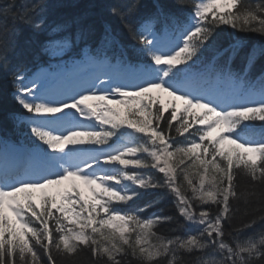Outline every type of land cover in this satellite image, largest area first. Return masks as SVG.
Segmentation results:
<instances>
[{"label": "snow or ice", "instance_id": "1", "mask_svg": "<svg viewBox=\"0 0 264 264\" xmlns=\"http://www.w3.org/2000/svg\"><path fill=\"white\" fill-rule=\"evenodd\" d=\"M177 4L183 7V0ZM106 8L119 30L106 21L95 50L121 49L109 65L114 71L53 102L9 58L18 25L43 28V0L0 5V71L10 78L12 100L29 114L18 120L38 142L39 161L0 169V264H58L84 251L96 264H264V229L241 238L264 223V192L257 191L264 187V130L257 133L252 123L264 122V69L252 76L264 48L244 52L238 38L226 47L217 39L221 26L264 38V0H190L183 18L160 3L142 11L139 0ZM122 34L142 60L126 59ZM87 38L81 28L75 43ZM73 43L49 39L41 48ZM90 59L107 63L106 56ZM198 62L203 73L192 71ZM149 191L171 195L183 235L155 230L171 216L141 215L157 201L133 207ZM241 200L244 215L253 205L261 214L237 226L233 202Z\"/></svg>", "mask_w": 264, "mask_h": 264}, {"label": "trees", "instance_id": "2", "mask_svg": "<svg viewBox=\"0 0 264 264\" xmlns=\"http://www.w3.org/2000/svg\"><path fill=\"white\" fill-rule=\"evenodd\" d=\"M29 1H32V0H29ZM51 1L52 2L61 1L62 5L68 4V2H66V0H64V1H62V0H51ZM81 1H82V3H81ZM81 1L79 0V3L74 7H68L71 10L70 13H66L68 16V18H67L68 24H70L72 26H74V24H78L82 28H84L85 25H87V26L93 25L94 27H96L95 30H97V33H98L99 30L101 29V25H100L101 21H105V22L108 21V22H111L113 24V26L115 28H117V30H119L118 22L114 18L110 17L108 12H107L106 6L110 3H107L106 0H86V2H83V0H81ZM162 1L168 3L170 5V7L173 9V11H177L179 9H182V7H179L178 5L176 6V3H174V0H162ZM5 2L7 3L8 0ZM114 2H117V0H113V3ZM63 9H66V8H63ZM60 10H62V9L55 10L53 12H49L45 8V11L43 14L48 15L50 13L49 15L52 16L51 17L52 19L47 20V22L55 21L56 20V11H57V13H60ZM18 27L20 29V34L16 38L17 41H20L21 43L25 42L27 40H30V39L41 41L42 34L40 33V31L33 30V32H34V34H33L31 27L27 24H20V25H18ZM223 27L224 26H221V28H223ZM33 35H35V36H33ZM258 37H259V35L255 36V34H253V33L234 32L232 29H228V31L225 30L223 32H217L218 43H220L222 45H226L227 43L232 42L234 38H238L239 40L248 41L249 46H250V44L252 43L251 41L256 40ZM120 39L125 43H127L129 41L127 36L123 35V34L120 36ZM21 50L24 54L25 52L23 51V49H21ZM9 58H10V61L12 64L15 63V60L17 59V58L13 59L14 56H12L11 54H10ZM261 61H262V59L257 61V62L260 63ZM258 74L259 73H253V75H255V76ZM8 80H7V77L5 76V74L2 71H0V116L3 117L2 120L0 119V126L3 128V130H6V131L10 130V128L8 126V124L10 125V122H8L9 116L6 117L5 113L12 110L13 109L12 107L14 104V102H13V104L11 105L10 102L8 101V89H9L8 88L9 87L8 86V83H9ZM15 108L17 111V106H15ZM152 172H154V171L152 170ZM153 176L157 179L161 178V176L158 174H153ZM178 183L181 184L184 189L187 188L186 184L183 183L182 176L179 178ZM239 184H240L241 190L246 189L248 187V182H247L246 177H244L242 175L239 179ZM257 191L258 192H264V187L258 186ZM188 194H190V192ZM144 195L151 196V191L145 193ZM234 202H237V201H234ZM234 202H233V204H234ZM255 207L256 206L253 205V208H255ZM155 208H158L159 212L161 211L162 215H167V216L173 217L172 222L162 223V224H159L157 226V228L155 230L159 234L169 236L168 233L174 232L177 227L181 228L183 220L178 216L174 201L170 200L169 195L161 192L158 207L156 206ZM253 208L248 209L249 215H247V216L244 215L245 207L243 206L242 209L239 208L240 211L238 212L237 217L233 221V223L235 225L239 226L241 221L246 222L248 219H251L253 215L259 216L261 213L258 210L253 212ZM45 259H46V257H45ZM58 264H96V262L91 258L90 254L87 251H84V252L80 253L78 256L72 258V260L59 261Z\"/></svg>", "mask_w": 264, "mask_h": 264}, {"label": "bare ground", "instance_id": "3", "mask_svg": "<svg viewBox=\"0 0 264 264\" xmlns=\"http://www.w3.org/2000/svg\"><path fill=\"white\" fill-rule=\"evenodd\" d=\"M5 1H7V0H0V5L6 3ZM185 1L186 0H183V2H185ZM29 2H32V1H29ZM43 2H44V5H45V8L49 12H53L55 10L62 9V10H60V13H57V11H56V20L55 21H50L48 23L46 21L44 22L46 24L43 26L42 32L44 34H48V33H50V29L52 27L56 26V25H64V27L67 26V24H68V22H67L68 16H67L66 13H70L71 12L70 8H68V7L76 6L79 3V0H66V2H68V4H64V5H62L61 1L52 2L51 0H43ZM83 2H86V0H83ZM106 2L107 3H113V0H106ZM81 3H82V1H81ZM139 3L141 5V10L142 11L150 10L154 3H160V4L164 5L166 11L170 10V11L173 12V9L170 7V5L168 3H166V2H163L162 0H139ZM174 3H176V6L178 5L177 4V0H174ZM63 8H66V9H63ZM43 16L45 18H51L52 17V16H49V15H43ZM39 18H40L39 16L36 17V19H39ZM104 23H105V21L101 22V24H104ZM77 25L78 24H76V27H77ZM224 27L223 28L220 27L217 30V32H223L225 30L228 31V29H231L228 26H224ZM81 28L82 27H80V29ZM83 29H87L88 32L93 37H95V34L97 32V30H95L96 27H94L93 25L92 26L85 25V27ZM31 30H32V33L34 34L32 27H31ZM33 36H35V35H33ZM63 36H64V32H63ZM255 36H257V35L255 34ZM240 41L243 44V51L244 52H247L248 50H250V46H249L248 41H245V40H240ZM251 42H254L256 44L260 43L259 44L260 46L258 47V49L259 48H264V38H262L260 36L256 40H252ZM42 44H43L42 41H37V40H33V39L27 40V41L22 42V43L20 41L16 40V53L15 54H11L12 56H14L13 59L17 58L15 60V63H13V65H19L20 68H28L31 71H36L38 69V67H39L38 61H39V59H41V57L38 56V53L42 51V48H41ZM226 46H227V44L225 45V47ZM254 47L256 48L257 45H255ZM21 49H23V51L25 52L24 54H23ZM45 53L47 54V52H45ZM261 59H262V61L260 63H258L257 61H259ZM241 65H242V60H241L240 57H239L238 61H235V60L233 61V66L236 67L237 69H239L241 67ZM261 69H264V55H260L257 58L254 66H253V73H259V71ZM8 79H9V77H7V80ZM8 86H9L8 87L9 88L8 89V101L12 105L13 104V100H12L11 95H10L11 89H10V84L9 83H8ZM12 108H13L12 110H10V111L5 113L6 117L7 116H11V115H13L15 113L16 108H15L14 104H13ZM0 119L2 120L3 117H1ZM160 194H161L160 191H151V196L143 195L141 198L138 199V202L143 207V205L148 203L149 201H157L155 206L158 207V204H159V201H160ZM233 206L242 209V207L244 206L243 200L240 201V202L239 201L238 202H234ZM153 213L162 214L161 211L159 212L158 208L155 209V208L151 207L149 212L142 213L141 215L145 216V217H148V216H151ZM182 224H183V221H182ZM261 229H264V223L258 222V223H256L253 226V228L245 229L243 231V233H242L241 238L246 237V236H250L253 233L259 232ZM185 232H186V229L184 227H181V228L177 227L174 232L168 233V234H169V236L183 235Z\"/></svg>", "mask_w": 264, "mask_h": 264}, {"label": "rangeland", "instance_id": "4", "mask_svg": "<svg viewBox=\"0 0 264 264\" xmlns=\"http://www.w3.org/2000/svg\"><path fill=\"white\" fill-rule=\"evenodd\" d=\"M62 1H64V0H62ZM66 183V182H65Z\"/></svg>", "mask_w": 264, "mask_h": 264}]
</instances>
